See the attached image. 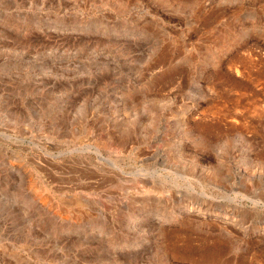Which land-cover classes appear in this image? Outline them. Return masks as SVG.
<instances>
[{"label": "rangeland", "instance_id": "rangeland-1", "mask_svg": "<svg viewBox=\"0 0 264 264\" xmlns=\"http://www.w3.org/2000/svg\"><path fill=\"white\" fill-rule=\"evenodd\" d=\"M0 264H264V0H0Z\"/></svg>", "mask_w": 264, "mask_h": 264}]
</instances>
